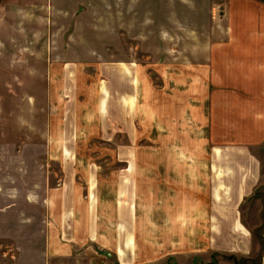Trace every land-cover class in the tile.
Instances as JSON below:
<instances>
[{
    "label": "rangeland",
    "instance_id": "obj_1",
    "mask_svg": "<svg viewBox=\"0 0 264 264\" xmlns=\"http://www.w3.org/2000/svg\"><path fill=\"white\" fill-rule=\"evenodd\" d=\"M131 1L0 0L1 175L16 173L12 170V165L17 162L13 158L16 157V148L21 150L23 145L25 150L18 157L21 165L29 168L27 157L40 155L44 159L50 158L49 169L52 173L62 171L58 158L61 156L60 150L51 152L46 148L49 139L47 130L52 121L61 125L65 114L69 118V109L68 114L66 111L71 101L65 102L64 99L68 98L67 91L64 92L61 87L59 90L54 84L62 83L64 65H68L69 61L78 64L74 63L77 76L79 82L84 83L79 96L71 97H79L77 99L86 102L91 97L89 86L97 83L98 77L102 75L97 64L102 61L116 63L115 58L119 54L113 47L118 44L130 49L133 53L131 56L138 59L141 68L145 57L141 44L148 46L150 42L153 46H161L153 54L156 59L189 60L187 57H191V54L185 50L186 30L174 20L175 17L182 19V15L174 14L173 19H169L172 7L166 0H153L156 5L155 13H145L146 8L152 7L150 0H136L139 11L134 14L133 8L130 12L128 8ZM162 5L167 9L166 15L159 13ZM200 14V21L203 23L205 15ZM146 16H154L156 19L151 18L145 25L143 20ZM133 18H136L135 26L132 25L129 32L135 33L136 38H128V23ZM119 25L124 26V35L122 33L119 36ZM148 27L156 33L160 29L167 30L164 32L168 36L148 39L145 43L142 36L150 30ZM131 39L142 40L135 51ZM172 45L177 49L173 52L167 51ZM67 48L69 52H64ZM161 48L164 50L160 52ZM54 65L58 68H53ZM190 71L180 68L151 70L148 76L151 77L152 84H155L152 88L151 111L147 109L148 115L145 117L141 82L136 87L138 100L134 111H131L135 113L136 122L130 133L121 129L127 123L125 114L128 110L118 109L113 99L109 101V114L102 120L92 116L95 115V110L91 106L86 109L84 105L77 116L72 111L73 119L79 121L78 128L81 125L77 132L69 131L73 144L77 146L72 150V161L77 166L74 159L77 155L80 168L85 169L84 171H89L92 166L96 169L99 165L100 171L104 173L135 174L134 199L140 212H137L136 227L131 231H135L142 262L192 264L193 258L194 264H264V143L250 147L249 154L261 160L262 175L254 192L242 197L244 191L240 185L247 176L245 170H248L246 164L238 163L243 162V153L227 147L218 148L210 143L206 126H203L205 123L198 127L196 121H190V111L185 112L188 99L183 89L186 85L180 84L179 78ZM171 74L178 79H170ZM177 87L181 89L178 91ZM149 101L150 98L147 99ZM151 115L153 118L150 121ZM185 118L191 125L186 124ZM160 119L166 120L165 123ZM98 121L97 128L95 124ZM67 122L70 125L69 119ZM217 150L219 151L216 152ZM216 154L231 162L226 165L233 171L231 176L222 173L221 166L219 170L216 167L212 171L209 163ZM170 157H177L180 162L193 157L194 165L187 164V167L194 168V179L191 180L190 177V180L181 181L173 175V179L168 180L165 173L168 167L166 158ZM128 161L135 164L132 170L126 169ZM7 163H11L10 166ZM187 163L191 161L188 160ZM170 167L177 169L174 165ZM196 188H200L199 191ZM180 190L196 193L198 197H187L186 192L184 197L178 196ZM212 191L215 198L211 196ZM191 199H194L193 202H189ZM181 203L184 206L198 203L199 212L183 213V226L179 225L180 228H177L172 222L175 213L160 208L163 205L170 208L171 205ZM211 205L216 208V213L212 214L213 220L209 216ZM146 206L156 208L149 212L152 214L153 228H149L150 216L144 222ZM225 209L234 212H221ZM236 214L242 217L245 225H254L255 228L247 231L238 224L232 228L218 227V222L221 224L222 219L228 220L227 217ZM167 222L173 228H160L161 224ZM8 247L0 245V264L9 263L1 256L3 248L8 250ZM145 256L148 258L144 259Z\"/></svg>",
    "mask_w": 264,
    "mask_h": 264
},
{
    "label": "crops",
    "instance_id": "obj_2",
    "mask_svg": "<svg viewBox=\"0 0 264 264\" xmlns=\"http://www.w3.org/2000/svg\"><path fill=\"white\" fill-rule=\"evenodd\" d=\"M166 2L172 7L169 19L172 20L174 14L182 15V19L175 17L174 20L186 30L185 50L191 54V57H187L188 61L156 59L153 54L157 53V47L161 46H153V43L148 41L150 42L148 46L141 44L145 53L141 68L138 59L131 56L133 53L130 49L118 44L117 47H113L119 54V57L115 58L116 63L102 61L97 64V69L99 68L102 75L98 77L97 83L89 86L91 97L86 102L77 99L79 97H71L79 96L84 84L79 82L77 76L75 66L78 64L69 61L68 65H64L62 83L54 84L59 90L61 87V90L67 91L68 98L64 99L65 102L71 101L66 111L68 114L69 109V118L65 114L61 125L55 124L54 121L50 123L46 146L51 152L60 150L61 156L58 158L62 171L52 173L49 169L50 158L44 159L45 157L40 155L27 157L29 168L21 165L18 157L25 150L23 145L21 150L16 148L17 158H13L17 161L12 165V170L16 173L0 174V245L9 246L8 250L3 248L1 255L3 259L9 261L8 264H147L142 262L135 231L134 229L131 231L136 227L137 212H140L134 199L135 174L104 173L100 171L99 165L96 169L92 166L89 171L88 169L84 171L85 169L80 168L77 155L74 156L76 166L72 161V150L77 146L73 144L70 133L77 132L81 126L78 128L79 121L73 119L72 111L77 116L84 105L86 109L91 106L95 110L93 111L95 115L92 116L102 120L109 114L111 99L118 109L128 110L125 114L127 123L123 124L121 129L124 132H132L136 116L131 111H134L136 106L138 100L136 87H139L141 82L145 117L148 115L147 109L151 111L152 88L155 84H152L148 75L153 68L191 70L179 78V83L186 85L183 89L188 99L185 112L190 111V121H196L198 127L205 123L203 126H206L210 143L218 148L227 147L243 153L245 158L243 162L238 163L246 164L248 170H245L247 176L240 185L244 191L242 197L254 192L262 175V164L258 157L249 154L250 147L264 143V0H166ZM129 3V12L133 8L134 14L137 13L139 8L136 0ZM150 5L154 9L149 6L145 13H155L156 5L153 0H150ZM165 6L168 8V5ZM159 13L166 15L167 9L162 5ZM200 13L205 15L203 23L200 21ZM151 18L156 19L154 16L144 18L145 25ZM135 21L136 18L129 19L128 38H136L135 33L129 32L131 26H135ZM123 27L119 25L121 30L119 36L123 33ZM148 28L150 30L142 36L145 43L148 39L168 36L164 32L167 30L160 29L156 33L151 27ZM133 40L131 39V42L135 51L142 40ZM176 49V46L172 45L166 50L173 52ZM162 50L164 49L161 48L159 51ZM63 51L69 52V49ZM53 68L58 66L54 65ZM174 74H171L170 79L177 80ZM180 89L181 87H177L178 91ZM149 117L151 121L153 115ZM165 121L162 120L163 123ZM185 121L186 124H190L187 118ZM87 123L90 124L88 120ZM95 125L98 128L99 121ZM217 155H214L209 163L212 171L216 167L219 170L221 166L222 173L231 176L233 171L226 166L231 162ZM178 159L166 158L167 179L172 180L173 175L175 178L179 177L177 180L181 181L190 180V177L191 180L194 179L196 173L194 168L187 167V164L194 165V158L191 157L184 162ZM188 160L191 163H187ZM7 164L10 166L11 163ZM127 165L126 169L132 170L135 164L128 161ZM172 165L177 169H172L170 167ZM196 189L199 191L200 188ZM180 191L178 196L184 197L186 192L187 197H198L196 193ZM211 196L215 198L214 191ZM162 207L161 210L175 213L172 222L177 228H180L179 225L183 226L181 220L183 213L199 212L198 203ZM155 209L145 207L144 222L151 217L149 228L154 227L152 214L149 212ZM206 212L208 213V210ZM221 212L234 211L225 209ZM214 213L216 208L211 205L209 216L212 220ZM227 218L228 220L222 219L221 224L218 222V227L232 228L238 224L246 230L255 228L254 225H245L242 217L237 214ZM160 228L173 227L167 222L161 224ZM146 255L148 256V251ZM150 255L149 252V258ZM146 258L148 257L145 256L144 259Z\"/></svg>",
    "mask_w": 264,
    "mask_h": 264
}]
</instances>
